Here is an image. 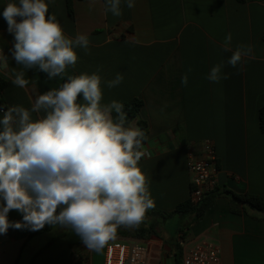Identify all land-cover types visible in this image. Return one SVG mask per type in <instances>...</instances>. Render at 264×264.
<instances>
[{
	"label": "crops",
	"instance_id": "crops-1",
	"mask_svg": "<svg viewBox=\"0 0 264 264\" xmlns=\"http://www.w3.org/2000/svg\"><path fill=\"white\" fill-rule=\"evenodd\" d=\"M8 2L0 0V50L8 57V66L0 67V78L6 82L5 107L30 108L37 95L59 88L68 76L92 74L98 68L102 103L143 101L139 116L130 124L139 127L143 120L148 125L144 146L151 155L142 158L139 166L148 178L155 207L138 228H119L115 241L149 242L151 264H170L174 242L162 237L161 222L179 214L164 218L153 211L171 213L190 200L188 162L202 157L205 140L215 146L217 188L264 198V132L259 121L264 107V0H135L131 9L122 2L120 17L105 14V0H54L49 12L57 16L65 35L86 34L89 48L75 49L77 63L63 79L47 80L46 73L26 70L30 81L26 88L11 82L13 69L19 71L21 66L12 58L14 36L2 15ZM229 33L230 50L225 51ZM239 45L252 46V53L233 67L228 60ZM219 63L228 78L211 82L206 77ZM117 73L123 81L109 89L106 81ZM185 74L187 85L181 83ZM37 115L42 113L33 117ZM235 209L229 197L219 196L199 223L178 236L189 244L203 239L215 242L223 264H264V213L244 204H236ZM186 216L192 220L191 215H179ZM8 218L22 221L15 210ZM154 224L157 235L145 232L144 238L139 237L141 228L147 231ZM54 229L30 237L27 228H9L0 234V264H21L28 249L24 264L105 263L106 248L101 253L89 251L68 229L57 230L43 246L36 244Z\"/></svg>",
	"mask_w": 264,
	"mask_h": 264
},
{
	"label": "clouds",
	"instance_id": "clouds-1",
	"mask_svg": "<svg viewBox=\"0 0 264 264\" xmlns=\"http://www.w3.org/2000/svg\"><path fill=\"white\" fill-rule=\"evenodd\" d=\"M122 2L135 7V0H105V14L120 17ZM50 3L54 0H9L3 8L14 36L12 58L21 66L13 69L11 82L19 88L30 83L25 78L29 69L46 73L47 80L63 79L77 63L75 49L88 51V36H66L49 12ZM231 40L229 33L225 51ZM251 53L252 46L239 45L228 64L236 67ZM7 66L8 57L0 50V67ZM223 66H213L206 78L227 79ZM99 71L68 76L59 88L37 95L30 108L0 105V234L9 228L58 226L71 230L87 250L101 253L117 239L119 228H138L155 207L139 166L151 155L145 132L128 123L122 102L102 103ZM122 81L117 73L106 84L111 89ZM181 83L187 85L186 74ZM12 210L22 221L9 220Z\"/></svg>",
	"mask_w": 264,
	"mask_h": 264
},
{
	"label": "built area",
	"instance_id": "built-area-1",
	"mask_svg": "<svg viewBox=\"0 0 264 264\" xmlns=\"http://www.w3.org/2000/svg\"><path fill=\"white\" fill-rule=\"evenodd\" d=\"M188 166L192 184L190 202L196 205L217 187V154L211 140L203 142L202 157H191ZM179 243L183 246V264H223L221 248L215 242L203 239L189 244L179 239ZM152 257L153 248L149 242L113 241L106 246L104 264H151Z\"/></svg>",
	"mask_w": 264,
	"mask_h": 264
},
{
	"label": "trees",
	"instance_id": "trees-1",
	"mask_svg": "<svg viewBox=\"0 0 264 264\" xmlns=\"http://www.w3.org/2000/svg\"><path fill=\"white\" fill-rule=\"evenodd\" d=\"M239 2H246L250 0H238ZM67 81V78L64 80V82ZM63 82V83H64ZM6 85L5 80L0 78V104L5 107L4 99H3V90ZM124 111L127 113L128 116V123L130 124L131 121L139 116L140 110L143 107V101L140 99H133L129 102H124ZM259 121H260V128L264 132V107L260 109L259 112ZM139 128L145 132L146 137L148 136V125L145 121L140 120L139 121ZM147 140V139H146ZM144 141V143L146 142ZM219 196H227L231 200V206L233 212H237L235 209V205L237 204H244L254 210L260 211L264 213V198L258 195H253V194H239L236 192H233L229 189H219L215 188L212 192L208 193L203 200L196 204L193 205L190 200L181 203L174 212L171 213H163V212H157L153 211L154 214H158L163 216L164 218L171 217L175 214L179 215H191L192 220L191 222L182 228L180 232L184 231L186 228H191L192 226L196 225L199 223L207 211L211 209L215 205V201L217 197ZM53 226L50 225H45V227L39 231H32L30 234V237L36 236L41 233L42 230L48 231L52 228ZM140 231L143 234H138L140 238L145 237V232H148V234L154 233L157 235L156 231V224L153 226H150L148 230L141 228ZM173 249H174V256H173V264H183V248L179 244L178 241L172 244Z\"/></svg>",
	"mask_w": 264,
	"mask_h": 264
},
{
	"label": "rangeland",
	"instance_id": "rangeland-1",
	"mask_svg": "<svg viewBox=\"0 0 264 264\" xmlns=\"http://www.w3.org/2000/svg\"><path fill=\"white\" fill-rule=\"evenodd\" d=\"M191 220L190 217L186 216L185 218L179 217V215H175L169 219H167L164 223L161 222L162 224H165V231H163L162 233V237L164 239H170V242H176L178 237L181 240H185L184 236H178L180 233V230L182 228H184V226ZM60 228H56L48 233H45L38 241H36V244L39 246H43L46 242L47 239H49L50 237H53L54 235H56L57 230H59ZM180 244V243H179ZM182 246V245H181ZM183 248V246H182ZM29 254V249L24 253V257L22 259L21 264H24V261H26L25 258H27ZM162 256V255H161ZM162 258V257H161ZM159 264H161V262L159 261ZM170 264H173V257L172 260L170 259Z\"/></svg>",
	"mask_w": 264,
	"mask_h": 264
}]
</instances>
